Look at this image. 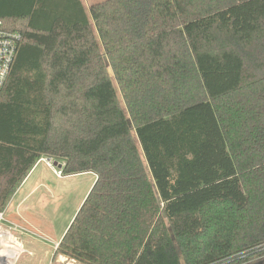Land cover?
Listing matches in <instances>:
<instances>
[{"label": "trees", "instance_id": "1", "mask_svg": "<svg viewBox=\"0 0 264 264\" xmlns=\"http://www.w3.org/2000/svg\"><path fill=\"white\" fill-rule=\"evenodd\" d=\"M0 18L22 34L0 212L48 156L97 174L55 256L264 258V0H0Z\"/></svg>", "mask_w": 264, "mask_h": 264}, {"label": "rangeland", "instance_id": "2", "mask_svg": "<svg viewBox=\"0 0 264 264\" xmlns=\"http://www.w3.org/2000/svg\"><path fill=\"white\" fill-rule=\"evenodd\" d=\"M82 1L89 11L91 4L101 0ZM51 166L46 160H40L5 211L7 220L4 225H19L11 230V238L16 237L24 247L15 264L52 263L56 242L63 238L78 212V207L82 205L96 181L93 172L58 177ZM55 168L60 169L58 166ZM0 225L3 226L1 223ZM7 243L11 249L12 243L8 240ZM58 257L57 255L54 259ZM260 263L264 264V258L249 260L244 264Z\"/></svg>", "mask_w": 264, "mask_h": 264}, {"label": "built area", "instance_id": "3", "mask_svg": "<svg viewBox=\"0 0 264 264\" xmlns=\"http://www.w3.org/2000/svg\"><path fill=\"white\" fill-rule=\"evenodd\" d=\"M21 39V32L8 29L3 19L0 18V92L5 87L11 73ZM40 160H46L49 165H52L51 167L58 177L66 176L64 173L65 163H61L53 157H48L47 159L42 157ZM54 166H58L60 169ZM2 221H5L4 211L0 212V222ZM51 264H79V262L72 258L59 256L57 259H54Z\"/></svg>", "mask_w": 264, "mask_h": 264}, {"label": "crops", "instance_id": "4", "mask_svg": "<svg viewBox=\"0 0 264 264\" xmlns=\"http://www.w3.org/2000/svg\"><path fill=\"white\" fill-rule=\"evenodd\" d=\"M94 173V172H93ZM95 174V180H96V178H97V174L96 173H94ZM13 199V198H12ZM11 199V200H12ZM11 202V201H10ZM10 204V203H9ZM23 204V202L21 203V205ZM80 206H81V204H80ZM8 207V206H7ZM78 208H80V207H78ZM7 209V208H6ZM6 209H5V211H6ZM79 210V209H78ZM5 211H4V218H5V221L7 220L6 219V217H5ZM5 221H2V222H0L3 226H5V227H7V230H9L10 232H11V230H13L16 226H19L17 223H15V224H13V225H10V226H7V225H4L5 223ZM2 226V227H3ZM12 226H14V227H12ZM10 227V228H9ZM12 228V229H11ZM67 231V230H66ZM12 233V232H11ZM66 233V232H65ZM13 234V233H12ZM7 240L9 241V242H11L12 243V245H11V249H10V247H9V245H8V243H7ZM3 241V242H2ZM59 242L60 241H58V242H56V244H55V249H56V247H57V245L59 244ZM2 246H4V247H2ZM20 247H22V251L24 250V247H23V245L18 241V239H16V237L14 238V236H13V239L11 238V236H8V237H0V261H2V262H14L15 260H16V258L18 257L17 256V251H18V248H20ZM4 248V249H3ZM12 250V251H11ZM21 251V252H22ZM55 256V255H54ZM58 256H61V257H67V256H65V255H62V254H59ZM1 257L3 258V260H1ZM56 257V256H55ZM54 257V258H55ZM54 258H53V260H54ZM69 258V257H68ZM3 264V263H2ZM80 264V263H79Z\"/></svg>", "mask_w": 264, "mask_h": 264}, {"label": "bare ground", "instance_id": "5", "mask_svg": "<svg viewBox=\"0 0 264 264\" xmlns=\"http://www.w3.org/2000/svg\"><path fill=\"white\" fill-rule=\"evenodd\" d=\"M8 236H12V233L9 230H7L6 228H4V227H2L0 225V237H5L6 238ZM21 251H22V247L18 248L17 256L21 253ZM1 260H3L2 257H1ZM3 264H15V261L14 262H5Z\"/></svg>", "mask_w": 264, "mask_h": 264}]
</instances>
